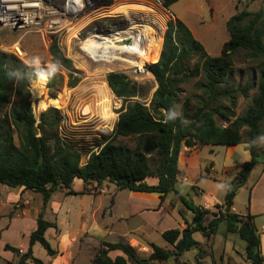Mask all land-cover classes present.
<instances>
[{"label": "trees", "instance_id": "16d2710c", "mask_svg": "<svg viewBox=\"0 0 264 264\" xmlns=\"http://www.w3.org/2000/svg\"><path fill=\"white\" fill-rule=\"evenodd\" d=\"M159 1L162 8L168 10L179 0ZM225 27L229 39L223 44L220 55L212 58L186 25L178 19L167 22L162 46L161 42L150 45L146 55L150 50L158 51H152L144 59V63H154L148 65L147 70L156 83L148 106L138 100L146 97L144 87L123 74H108L107 86L121 99L122 105L116 112L117 121L111 136L90 153L84 165L80 164V152L61 141L56 134L61 122L58 112L51 108L41 113L37 123L30 106L31 83L37 77L43 82L47 78L52 88L53 73L46 68L25 64L14 54L0 50V111L10 103L11 97L16 98L5 114V122H0V186L38 194L43 205L50 201L57 188L66 189L68 195H74L70 188L75 179L81 180L84 185L95 183L100 186L108 182L120 191L157 193L162 202L167 194L175 190L177 158L182 147H230L242 143L244 139L251 160L244 163L226 185L223 214L214 216L204 225L203 218L209 214L208 210L183 203L192 214V222L185 223L182 230L171 229L161 233V238L172 247V251L151 243L148 244L151 249L149 257L140 259L128 244L101 242L91 264H154L171 257L178 258L191 249L199 251V244L193 239L194 233H200L208 240L214 236L222 221L226 222L228 233L237 234L246 243L247 259L252 264H264L260 238L251 218L230 212L236 192L245 185L254 166L264 165V151L258 146V141L264 140V74L234 90L228 88L227 80L234 66V57L240 52L245 61L258 67L264 66V8L256 12L242 10L231 16ZM50 54L54 67L71 70L70 61L62 56L55 42H52ZM194 59L197 61L193 62ZM193 81L194 89L202 94L186 98L180 107V114L174 115V109L179 104V86ZM253 90L254 94L249 95ZM221 97L228 99L229 107L222 109L219 103ZM237 97L249 100L246 111L240 117L234 115ZM192 100L200 106L194 104L189 111ZM52 102L54 99L40 101L38 110L45 109ZM215 116L224 120L227 126L217 125ZM122 139L132 140L133 148L119 143L118 140ZM146 178H155L157 184L147 185L144 183ZM51 228L55 229V225L46 222L41 212L34 231L29 235L25 254L19 256L18 250L8 245L4 249L18 255L16 264H43L32 256L31 248L37 243L48 257L54 258L57 252L44 237ZM111 252L121 255L111 259L108 256Z\"/></svg>", "mask_w": 264, "mask_h": 264}, {"label": "rangeland", "instance_id": "374dc122", "mask_svg": "<svg viewBox=\"0 0 264 264\" xmlns=\"http://www.w3.org/2000/svg\"><path fill=\"white\" fill-rule=\"evenodd\" d=\"M45 1L55 6H60L64 2V0ZM121 1L142 6H154L167 18L165 27L162 30H155V34L160 37V40L145 43L143 46L144 50L148 51L150 45L160 42L162 46L167 22L172 20L171 15H174L190 27L195 39L212 58L219 56L223 43L229 39L225 24L231 16L242 10L256 12L260 8H264V0H179L180 2L174 3L168 10H164L154 0H113L109 5L112 6ZM118 17L121 18L108 19L109 21L105 24H99L102 21L90 23L92 15L86 12L77 20L71 21L70 27L72 28L61 36L59 43L56 38L46 39L42 37L34 29L21 32L0 29V50L10 52V48L14 44H18L25 51L23 59L25 64L32 67L46 68L53 73L54 86L52 88L47 78L43 82L37 77L31 83L29 88L30 106L37 123L41 113L51 108L58 112L61 122L56 134L61 141L74 146L80 152L81 165H84L87 161L90 152L95 151V148L100 143L111 136L117 121L116 112L122 105L121 99L117 98L107 86V75L110 73L123 74L131 81L144 87L146 89V97L144 100H138L146 103V106H148L152 94L156 89L155 80L147 70V66L154 63L146 61L144 72L137 75L133 72V65H130L132 61L133 63H137L134 55L124 54L120 56L122 59L127 60V62L117 61L110 65H96L89 61L86 55L79 49L81 47L80 43L87 38V33L94 27L115 33L126 30L134 22L149 23L148 19H142L139 14L118 15ZM79 30L81 31L80 36H76ZM76 37L79 38V41L76 40ZM52 42L56 43L62 56L70 61L71 70L56 68L52 65V56L50 54ZM152 51L158 50H150L145 58H148ZM196 61L197 59H194L193 62ZM261 73L264 74V66L258 67L255 63L245 61L240 52L234 57V66L227 79L228 88L232 90L241 88L245 82L255 81ZM43 83L46 85L45 89ZM70 84L74 85H71V87ZM194 84L195 81L179 86V104L174 109V115L180 114V107L186 98L202 94L201 91L194 89ZM254 92L255 90L251 91L249 95L254 94ZM110 96L116 98L115 103L111 104ZM60 98L62 99V103L58 106L59 108H55L53 106L54 102H52L45 109L38 110L40 101L46 102L54 99L57 102ZM14 101H16V98L11 97L10 103L2 108L0 111V122H5V114H7L11 103ZM219 103L222 109L229 107L226 97H221ZM194 104L198 107L200 106L195 100H192L188 106L189 111L192 110L191 106ZM248 104V99L237 97L234 115L236 117L242 116ZM210 107L213 108L214 106L210 105ZM88 110L89 114H85V111ZM215 121L217 125L222 127L227 126V123L217 116H215ZM14 141L18 144L16 135H14ZM118 141L129 148H133L134 146L132 140L122 139ZM224 150V146L216 147L215 161L219 164L223 163ZM257 165L261 164H256L254 167ZM256 168L252 176L256 175L258 167ZM216 177H219V171H217ZM221 180L213 182L211 179L199 178V181L196 182L187 180L185 183H177L175 190L166 196V200L164 201L166 207L164 206L165 208L157 213L150 212L146 214H141L142 211L139 210L138 201L129 195L131 194L130 192L126 190L120 191L108 182H104L100 186H97L95 183L85 185L82 183L83 188H77L76 192L71 187L70 189L76 195H68L66 189L57 188L52 195L53 199L51 197L50 201L61 203L64 208V213L60 214L58 222L64 219L63 228L76 224V240L72 248L70 263L91 264L101 242L128 244L135 249L140 259H147L149 257L151 249L148 244L151 243L164 250L172 251V247L157 234L163 230H182L185 228V223L190 224L186 220V207L183 203L189 206H201V208L208 210L209 214L203 218L204 225H207L214 216L217 217L223 214V204L210 205L209 199L211 197L219 202H223L226 193L225 181L227 180ZM79 184L81 185V182ZM79 184H76V187L80 186ZM20 189H11V193H14L18 198H12L13 201L9 205L5 202L3 209L0 207V215L4 216V221L6 217H20L22 210L26 206H34L36 203L38 204L42 201L40 195L30 191H20ZM234 199L232 204L235 203V210L244 213V208L249 203V189L242 186L236 192ZM177 215H179L180 224L175 223ZM3 220L1 223L4 222ZM25 223L24 219H17L16 226L22 225L26 227ZM153 226L160 227L156 229H159L160 232L158 231L156 234L151 229ZM143 232H147L148 234H144ZM123 234L125 238H123ZM193 238L199 244V251L191 249L178 258L171 257L167 261L154 262V264H252L247 259L245 253L246 243L237 234L228 233L226 231V222L224 221L219 223L216 233L210 239H204L200 233H194ZM3 241L20 242L22 241V235L11 232L8 236L2 237L0 243ZM47 241L50 243L49 237ZM31 251L35 259L43 262L46 253L39 244L36 243L31 248ZM120 255L119 252L108 254L111 259ZM28 264L33 263L29 262Z\"/></svg>", "mask_w": 264, "mask_h": 264}, {"label": "crops", "instance_id": "0c3cea01", "mask_svg": "<svg viewBox=\"0 0 264 264\" xmlns=\"http://www.w3.org/2000/svg\"><path fill=\"white\" fill-rule=\"evenodd\" d=\"M171 16L172 19H178L179 21H181L177 16L174 15ZM183 24L186 25L185 22ZM186 27L192 33L190 27H188L187 25ZM262 128L264 129V120L262 122ZM258 146L261 150L264 151V140H259ZM245 148H246V144L244 143V139H242V143L236 146L225 147L223 163L219 164L215 161L216 159L215 152H217L215 151L216 147L207 148L206 146H199V147H194L192 149H187L182 147L177 158V171H178L177 183H185L187 180H191V182H196L199 181V178L211 179L213 180V182H215V180L220 181V179L222 180L226 179L227 180L225 181L226 182L225 187H226V185L240 171L241 166L244 163L250 161L251 158L250 154L248 151H246ZM96 150L97 148H95V151ZM256 167H258V171L256 172L255 176H252L255 169H257ZM256 167H254V169L250 173L244 185V187L249 189V203L244 208L245 212L240 213L239 211L235 210L234 207L235 203L232 204L230 212L235 215L241 216L243 218H246V216L251 218V221L254 224L256 232L260 238L261 255L264 258V165H257ZM217 171H219L218 178L216 177ZM80 182L81 185L79 184ZM144 183H146L147 185H156L157 180L155 178H146L144 180ZM76 184L77 185L79 184L80 186L76 187ZM71 187L74 192H76L77 188L82 189L83 188L82 181L75 179L72 182ZM21 190L22 189H20V191ZM130 193L131 194L129 195L138 201L139 210L142 211L141 214H146L150 212L157 213L166 207L164 201L166 200L167 195L164 197L163 201L161 202L160 195L157 193H133V192ZM15 197L17 196L14 193H11V189L5 186H0V207L2 209L5 202L7 205H9L13 201L12 198L14 199ZM209 199H210V205L223 204V202H219L211 197H209ZM25 204L27 205L26 201ZM63 209L64 208L61 205V203H57L55 201H49L46 205H43L41 201L38 204L36 203L34 206H26L22 210L20 217L17 216L6 217L4 221L3 220L4 216L2 217L0 215V225H2L0 226V240L2 239V237L8 236L11 232L22 235V241L20 242L3 241L0 243V264H16L17 262L16 260L18 259V255H15L10 251H6L4 249L5 245L15 248L16 250H22L23 252L27 251L29 235L31 232L34 231L36 227V219L41 212L43 213V219L46 222L55 225V229L53 228L48 229L45 232L44 237L46 240L49 237V242H50L49 244L57 252V255L54 258H50L46 255L43 262L42 261L41 262L43 264H71L70 258L72 256V248L74 247V243L76 240V233H75L76 224H72L69 227H65V228L62 227L63 222H65L64 219H61L59 222L58 220L60 214L64 213ZM185 210L187 213L186 220L188 223H191L192 214L189 210H187V208ZM17 219H24V222H26L25 224L27 226L24 227L21 225L17 227L16 226ZM176 219L177 220H175V223L180 224L179 215H177ZM2 220L4 221L3 223H1ZM157 228L160 227H154V226L151 227V229L154 230L155 233L159 231V229L156 230ZM164 231L166 230H163L161 232L159 231L160 233L158 234L156 233V234L161 236V233ZM143 233L146 234L147 232L146 233L143 232ZM122 236L123 238H125L124 234Z\"/></svg>", "mask_w": 264, "mask_h": 264}, {"label": "built area", "instance_id": "2783aa9c", "mask_svg": "<svg viewBox=\"0 0 264 264\" xmlns=\"http://www.w3.org/2000/svg\"><path fill=\"white\" fill-rule=\"evenodd\" d=\"M113 0H64L60 6H55L48 3L45 0H0V29H5L11 32H21L30 29L36 30L42 37L49 39H59L61 36L70 30L71 21L77 20L80 16L88 12L92 15L91 22L102 21L99 24H105L108 19H119L121 17H110L105 16L103 13L112 3ZM157 4L161 5L159 0H154ZM89 23V24H90ZM87 24V25H89ZM80 30L76 36H80ZM118 33V32H115ZM112 33L110 31H104L102 28L94 27L87 33V39H91V42L97 45V48H92L94 55H90L83 50V42L80 43L79 49L86 55L89 61L93 64H113L117 62V57H114L110 62H107L105 56H110L112 48L108 42V37ZM79 41V38L76 37ZM115 45L129 44V40L124 39L120 42L112 40ZM128 42V43H127ZM92 43V44H93ZM17 48L24 54L20 56L15 49ZM10 53L14 54L20 60L23 61L25 57V51L23 48L14 44L10 48ZM113 53L116 56H122L125 53H121L120 50H114ZM133 55V54H129ZM135 56V55H134ZM136 57V56H135ZM137 59V58H136ZM139 60L137 59V63ZM134 74H142L144 72L145 63H142L140 69L133 65ZM18 254L21 256L24 254L22 250H18Z\"/></svg>", "mask_w": 264, "mask_h": 264}, {"label": "bare ground", "instance_id": "6f19581e", "mask_svg": "<svg viewBox=\"0 0 264 264\" xmlns=\"http://www.w3.org/2000/svg\"><path fill=\"white\" fill-rule=\"evenodd\" d=\"M125 1H121L120 3H117L115 5H112L105 9L104 15L109 17H118V15L121 16H127V15H140L141 18H146L149 20V23H131L130 27H128L124 31H120L118 33H112L110 37H108V42L112 48V50H120L121 53L125 54H133L136 56V58L139 60L138 63H130V65H134L141 67L142 63H144V58L146 56L147 50L143 49V46L145 43L148 42H157L160 40V37H158L155 34V30H162L165 27L166 22V16L162 14L159 10H157L154 6H142L139 4L134 3H128ZM143 16V17H142ZM133 22V21H132ZM82 26V25H81ZM157 31V30H156ZM124 39L129 40L128 45H124L121 43L120 45L113 44L112 40H117V42H120ZM94 42V41H93ZM91 42V39H87L83 42V50L90 54L94 55V52L92 48H97V45L95 43ZM93 43V44H92ZM16 52L23 56L24 54L17 48L15 45ZM110 54V56H105L107 59V62H110L114 57H117V60L127 62V60L122 59L119 56H116L114 53ZM110 102L111 104L116 102V98L113 96H110ZM62 99L60 98L57 102L54 101L53 106L55 108H59L58 106L61 105ZM113 112V111H112ZM85 114H89V110L85 111Z\"/></svg>", "mask_w": 264, "mask_h": 264}, {"label": "water", "instance_id": "95a60500", "mask_svg": "<svg viewBox=\"0 0 264 264\" xmlns=\"http://www.w3.org/2000/svg\"><path fill=\"white\" fill-rule=\"evenodd\" d=\"M128 43V42H127ZM156 90V89H155Z\"/></svg>", "mask_w": 264, "mask_h": 264}]
</instances>
